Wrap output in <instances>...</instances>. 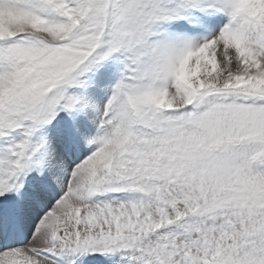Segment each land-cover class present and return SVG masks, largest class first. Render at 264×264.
I'll list each match as a JSON object with an SVG mask.
<instances>
[{"label":"snow or ice","instance_id":"6c2138e0","mask_svg":"<svg viewBox=\"0 0 264 264\" xmlns=\"http://www.w3.org/2000/svg\"><path fill=\"white\" fill-rule=\"evenodd\" d=\"M0 264H264V0H0Z\"/></svg>","mask_w":264,"mask_h":264}]
</instances>
